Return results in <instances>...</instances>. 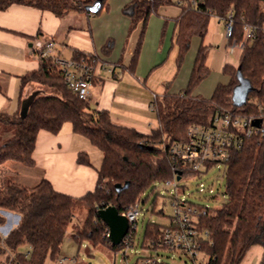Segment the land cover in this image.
I'll return each mask as SVG.
<instances>
[{"label": "trees", "instance_id": "trees-1", "mask_svg": "<svg viewBox=\"0 0 264 264\" xmlns=\"http://www.w3.org/2000/svg\"><path fill=\"white\" fill-rule=\"evenodd\" d=\"M95 1L0 0V10L13 3H21L61 16L73 9L86 11V7ZM106 2L102 1L101 9ZM172 3L181 6L175 34L178 67L193 37H205L212 16L224 19L232 11L238 39L243 36L244 22L258 25L264 22V0H132L124 12L131 19L130 30L140 22L142 30L131 67L134 68L138 61L149 17L161 6ZM112 47L113 42L109 40L103 47L105 54L110 53ZM82 57L97 56L79 51L73 54V59ZM239 68L253 89L246 104L237 107L232 95L239 83ZM210 72L207 45L202 44L187 87L178 93L166 92L155 97L153 104L158 126L143 132L115 123L108 110H97L79 98L66 84L54 56L40 59L39 68L21 78L22 91L28 84L39 85L27 115H21V107L13 114L0 112V164L17 162L35 166L39 133L45 130L58 134L66 123H70L75 133L87 138L103 155L98 183L94 191L73 197L58 191L45 178L33 187L6 182L0 188V226L7 221L2 213L5 210L18 212L20 221L6 236L0 232V254H8L10 264H47V259L57 263L67 229L75 215V205L83 206L88 212L83 228L73 235L78 244L86 240L94 246L107 245L115 252L124 247L123 243L112 245L107 235L108 226L98 216L99 208L114 205L124 214L155 183L174 176V160L162 147L165 138L182 139L191 124L208 125L218 111L245 115L259 112L258 103H264V34L259 31L257 37L246 44L240 53L238 66L226 64L223 67L230 80L219 83L210 98L193 95L195 88ZM8 133L10 135L6 136ZM78 161L92 165L89 154L84 151L79 152ZM224 177L225 202L218 208L215 218L203 217L199 222L200 229L209 233L204 249L213 256L214 264H240L251 247L260 245L264 264V137L253 136L242 148L232 150ZM127 182L129 186L118 191L117 186ZM165 226L148 222L140 246L157 250L148 242L157 240ZM21 246H26L25 251H18Z\"/></svg>", "mask_w": 264, "mask_h": 264}, {"label": "crops", "instance_id": "crops-1", "mask_svg": "<svg viewBox=\"0 0 264 264\" xmlns=\"http://www.w3.org/2000/svg\"><path fill=\"white\" fill-rule=\"evenodd\" d=\"M131 1L107 0L97 13L73 9L61 16L21 3H13L0 10V112H17L22 100L39 89L35 83H31L22 91L21 78L39 68L40 58L33 44L35 40H44L48 36L45 40L54 41L51 53L56 58L70 59L75 51H79L99 59L88 101L93 108L108 110L115 123L143 132L156 128L158 120L155 118L157 124L154 125L152 116L156 117V114L151 111L150 105L157 95L178 93L187 87L197 51L204 44V38L200 37L197 49L192 50L197 36L193 37L178 67L175 34L181 6L177 3L161 6L148 19L138 61L134 68L131 67L142 30L141 22L130 30L131 19L125 14L124 8ZM218 23L224 29L223 19L218 18ZM109 40L113 42V47L110 53L105 54L103 47ZM223 53L218 52L212 60L222 72L226 64L238 65L239 59L234 62L227 49ZM210 56V46L207 45L209 67ZM207 78L195 88L193 95L210 98L217 85L222 83H211L208 89ZM92 146L87 138L73 131L70 123H66L58 134L42 130L35 150L36 165L23 166L31 170L24 172L26 182L20 184L33 187L45 178L58 191L73 197H82L94 191L103 155L100 151L95 153L94 158ZM83 151L89 154L92 165L79 163L78 154ZM6 180L10 181L7 177ZM19 221L20 217L17 225ZM159 261L160 264L164 263L160 256Z\"/></svg>", "mask_w": 264, "mask_h": 264}, {"label": "built area", "instance_id": "built-area-1", "mask_svg": "<svg viewBox=\"0 0 264 264\" xmlns=\"http://www.w3.org/2000/svg\"><path fill=\"white\" fill-rule=\"evenodd\" d=\"M223 21L229 54L235 53L237 49L241 52L248 42L257 37L259 31L264 34V22L261 25L244 22L243 36L238 39L235 35L234 13L230 11ZM33 45L38 57L42 59L52 56L51 52L55 43L53 40L37 39ZM54 58L66 84L79 98L89 101L99 59L97 57ZM251 101L255 102V100ZM258 108V113L250 115L228 110L218 111L208 125L191 124L182 139H164L162 147L169 152L176 168L172 178L161 181L164 188L170 192L172 214L168 216V223L160 237L157 240H150L149 245L168 253H180L186 258L185 264H214L213 256L206 252L203 246L209 233L206 229H200L199 222L203 217L215 218L218 208L212 209L209 206L195 204L185 195H181L185 192V186L180 185V181L200 179L214 166H223V174H225L232 150L242 148L246 140L253 136L264 137V103H258ZM150 109L155 112L153 103ZM257 120L260 121L259 125H255ZM184 171L188 173L185 174ZM179 174L180 179H177ZM199 191L213 194L215 188L200 181ZM224 197H227L226 192ZM141 204L140 199L124 213L130 224L129 231L122 241L126 248L134 243ZM162 214L166 216L163 209ZM107 235H109V229ZM67 260L72 261L73 264L77 262L76 258L65 257L60 258L58 264H64ZM137 264H160L159 255L142 256Z\"/></svg>", "mask_w": 264, "mask_h": 264}, {"label": "rangeland", "instance_id": "rangeland-1", "mask_svg": "<svg viewBox=\"0 0 264 264\" xmlns=\"http://www.w3.org/2000/svg\"><path fill=\"white\" fill-rule=\"evenodd\" d=\"M48 36H45V39ZM44 39V40H45ZM201 38H197L193 41L192 50L197 49ZM196 44V45H195ZM204 44L210 46V60L208 61L212 72L207 78L208 89L211 88L209 84L219 82L226 83L229 76L223 73L219 66L212 63L215 54L222 52L227 49V41L224 36L223 26L218 23V18L212 16L209 28L206 36L204 37ZM240 50L237 49L235 53L229 54L232 56L234 62H237L240 56ZM224 54V53H223ZM238 66V65H237ZM36 88L39 87L35 83ZM33 92H31L32 94ZM154 125L157 124L155 115L152 116ZM9 136L10 133L5 134ZM91 153L94 156L98 154L100 150L96 146H92ZM90 153V154H91ZM95 158V156H94ZM17 162H8L0 164V188L4 187L7 180L22 183L26 182L24 178V172L31 170L28 167ZM24 168V169H23ZM27 170V171H26ZM224 167L214 166L207 173H205L200 179H189L181 180L180 185L185 186V192L181 195H185L191 202L201 205L209 206L212 209H217L222 206L225 202L226 192V179L224 177ZM6 180V181H5ZM203 181L206 185H211L215 188V193L210 194L209 192L199 191V182ZM37 183V182H36ZM105 181H103L104 185ZM170 192L164 188L162 182H158L151 189L146 191L141 198V211L137 219V231L134 238V243L129 247H122L118 252H115L111 247L107 245L94 246L86 240L82 241V244H78L74 239L73 235L83 228L85 219L87 217V210L81 205H75V215L71 220V223L67 229L66 236L61 246L60 258H76V264H135L138 257L159 255L164 262H170L174 264H183L186 260L180 253H168L164 250L157 249H145L138 244L143 242L146 226L148 222H155L160 224L168 223V216L172 214V207L169 200ZM154 209V211H153ZM165 212L164 216L161 211ZM213 212V211H212ZM3 214L7 218L5 225L0 227V232L3 236H6L8 231L12 230L17 225V220L20 217L18 212L5 210ZM26 246H21L18 251H25ZM8 254H0V264H10L7 259ZM263 248L260 245H255L250 248L240 264H262ZM47 264H58L53 262L51 259H47ZM64 264H73L72 261L67 260ZM75 264V263H74Z\"/></svg>", "mask_w": 264, "mask_h": 264}, {"label": "water", "instance_id": "water-1", "mask_svg": "<svg viewBox=\"0 0 264 264\" xmlns=\"http://www.w3.org/2000/svg\"><path fill=\"white\" fill-rule=\"evenodd\" d=\"M103 0H96L92 5L86 7V10L92 13H97L102 6ZM238 80L239 83L234 87L232 100L235 106L240 107L246 104L248 100L249 93L252 91L253 86L249 79L243 76L240 68L238 69ZM36 93H32L28 98H26L21 106V115L25 117L27 115L29 106ZM260 121L257 120L255 125H259ZM177 179H180V174ZM129 186L127 182L125 185H118V191ZM98 216L103 220L109 229V239L114 246H118L122 243L124 237L127 235L130 224L125 214H121L119 210L114 205H108L106 207H101L98 210Z\"/></svg>", "mask_w": 264, "mask_h": 264}]
</instances>
